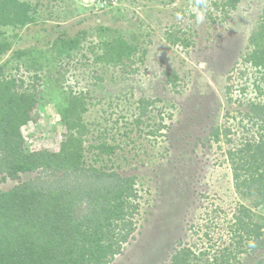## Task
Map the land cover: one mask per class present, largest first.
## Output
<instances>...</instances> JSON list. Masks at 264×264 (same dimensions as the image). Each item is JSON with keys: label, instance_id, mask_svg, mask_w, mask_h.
I'll use <instances>...</instances> for the list:
<instances>
[{"label": "rangeland", "instance_id": "1", "mask_svg": "<svg viewBox=\"0 0 264 264\" xmlns=\"http://www.w3.org/2000/svg\"><path fill=\"white\" fill-rule=\"evenodd\" d=\"M22 1L31 21L0 24V42L9 45L0 65L38 98L20 128L25 149L58 151L65 119L79 116L82 168L134 177L135 230L108 264H170L182 246L197 254L191 264H218L237 239L240 204L263 224L264 239V202L236 188L227 155L261 130L246 114L252 100L264 102L255 91L264 80L244 56L264 0L235 8H214L222 0ZM57 37L78 42L58 53ZM165 72L177 75L175 85ZM261 257L264 248L242 251L230 264Z\"/></svg>", "mask_w": 264, "mask_h": 264}, {"label": "trees", "instance_id": "2", "mask_svg": "<svg viewBox=\"0 0 264 264\" xmlns=\"http://www.w3.org/2000/svg\"><path fill=\"white\" fill-rule=\"evenodd\" d=\"M239 0L213 1L214 8H235ZM29 4L22 0H0V24L25 25L31 21ZM178 37L173 41L176 42ZM78 38L57 37L53 46L57 52L76 45ZM173 42V43H174ZM252 48L244 60L264 80V5L260 22L251 33L248 45ZM7 42H0V60L7 52ZM127 49L119 48L118 53ZM127 52V51H126ZM125 52V53H126ZM165 80L175 85L177 75L164 73ZM24 80L7 78L0 65V183L16 180L21 173L39 172L13 187L0 189V264H108L121 252L122 245L134 232L133 218L138 212V197L133 176L116 172L82 168L83 123L80 117L64 121L67 131L58 151L46 149L28 151L24 147L20 128L30 121L38 98L21 88ZM256 98L264 86H256ZM255 98V100H256ZM83 100L73 96L75 103ZM143 104H148L149 101ZM83 104V102H78ZM83 109V108H81ZM67 110V109H66ZM68 111V110H67ZM246 116L260 130L258 140L229 150L231 167L237 189L255 197V205L264 202V102L252 100ZM217 137L219 130H212ZM102 150L105 147L99 146ZM107 152L112 150L106 147ZM232 230L237 239L234 247L222 249L218 264H230L238 252H254L264 248L263 224L253 220L249 209L240 204L233 215ZM224 250L227 251L225 254ZM197 254L190 246L172 253L170 264H191ZM255 264H264V257Z\"/></svg>", "mask_w": 264, "mask_h": 264}, {"label": "clouds", "instance_id": "3", "mask_svg": "<svg viewBox=\"0 0 264 264\" xmlns=\"http://www.w3.org/2000/svg\"><path fill=\"white\" fill-rule=\"evenodd\" d=\"M25 125V124H24Z\"/></svg>", "mask_w": 264, "mask_h": 264}]
</instances>
